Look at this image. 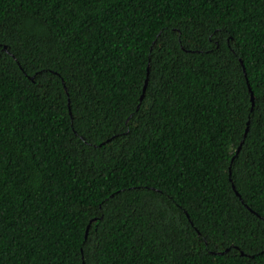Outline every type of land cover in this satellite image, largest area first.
Returning <instances> with one entry per match:
<instances>
[{
    "label": "trees",
    "instance_id": "16d2710c",
    "mask_svg": "<svg viewBox=\"0 0 264 264\" xmlns=\"http://www.w3.org/2000/svg\"><path fill=\"white\" fill-rule=\"evenodd\" d=\"M0 46V264H264V0H0Z\"/></svg>",
    "mask_w": 264,
    "mask_h": 264
},
{
    "label": "snow or ice",
    "instance_id": "6c2138e0",
    "mask_svg": "<svg viewBox=\"0 0 264 264\" xmlns=\"http://www.w3.org/2000/svg\"><path fill=\"white\" fill-rule=\"evenodd\" d=\"M0 47H2V46H0ZM164 47H167V45H164ZM248 84H249V86H251V84H252V82H251L250 79H249V81H248ZM254 93H255V89L253 88V93L250 94V97H249V99H250V103H251V95H254ZM142 95L144 96L145 99L147 98V96H148L147 88H145V89L143 90ZM248 130H250V129H248ZM238 159H239V149H238L237 153H234V154H233V163H235V161L238 160ZM85 264H87L86 261H85Z\"/></svg>",
    "mask_w": 264,
    "mask_h": 264
},
{
    "label": "water",
    "instance_id": "95a60500",
    "mask_svg": "<svg viewBox=\"0 0 264 264\" xmlns=\"http://www.w3.org/2000/svg\"><path fill=\"white\" fill-rule=\"evenodd\" d=\"M146 84V83H145ZM252 96V95H251ZM247 130V129H246ZM234 188V187H233Z\"/></svg>",
    "mask_w": 264,
    "mask_h": 264
}]
</instances>
